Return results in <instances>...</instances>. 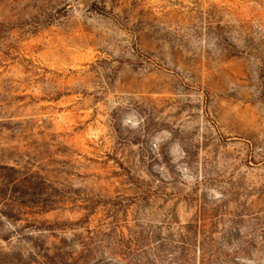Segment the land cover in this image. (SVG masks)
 Masks as SVG:
<instances>
[{
    "label": "rangeland",
    "instance_id": "374dc122",
    "mask_svg": "<svg viewBox=\"0 0 264 264\" xmlns=\"http://www.w3.org/2000/svg\"><path fill=\"white\" fill-rule=\"evenodd\" d=\"M0 264H264V0H0Z\"/></svg>",
    "mask_w": 264,
    "mask_h": 264
},
{
    "label": "trees",
    "instance_id": "16d2710c",
    "mask_svg": "<svg viewBox=\"0 0 264 264\" xmlns=\"http://www.w3.org/2000/svg\"><path fill=\"white\" fill-rule=\"evenodd\" d=\"M32 206H31V208H34V207H36V208H39V207H41V206H36L37 204L35 203V202H32V204H31ZM45 209H48V208H41V212H44L45 211ZM51 209V208H50Z\"/></svg>",
    "mask_w": 264,
    "mask_h": 264
}]
</instances>
